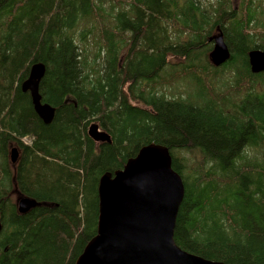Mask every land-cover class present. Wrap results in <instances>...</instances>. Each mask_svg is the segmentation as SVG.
Here are the masks:
<instances>
[{"label": "trees", "instance_id": "1", "mask_svg": "<svg viewBox=\"0 0 264 264\" xmlns=\"http://www.w3.org/2000/svg\"><path fill=\"white\" fill-rule=\"evenodd\" d=\"M219 33L230 56L215 67ZM255 49L264 0H0V264H75L97 232L100 178L149 144L168 149L184 186L175 244L264 264ZM34 63L45 67L41 101L55 108L48 125L20 89ZM91 124L110 144L88 137ZM18 198L39 206L20 214Z\"/></svg>", "mask_w": 264, "mask_h": 264}, {"label": "water", "instance_id": "2", "mask_svg": "<svg viewBox=\"0 0 264 264\" xmlns=\"http://www.w3.org/2000/svg\"><path fill=\"white\" fill-rule=\"evenodd\" d=\"M210 41V61L219 67L229 60V50L220 33ZM247 57L251 73H264V51L251 50ZM44 74V65L34 63L20 89L29 94L36 116L48 125L55 108L41 101ZM87 135L94 142H111L97 124L88 127ZM17 159L18 151L12 148L11 163ZM183 198L184 186L172 169L168 149L158 144L142 147L123 169L100 178L97 232L75 264H226L187 253L175 244L173 232ZM16 204L20 214L39 206L29 198H18Z\"/></svg>", "mask_w": 264, "mask_h": 264}, {"label": "rangeland", "instance_id": "3", "mask_svg": "<svg viewBox=\"0 0 264 264\" xmlns=\"http://www.w3.org/2000/svg\"><path fill=\"white\" fill-rule=\"evenodd\" d=\"M181 89H184V90H188V92L190 93L191 91H193L192 89H189V88H186V87H182ZM181 91V90H180ZM182 92V91H181ZM24 142L25 143H28V140H26V139H24ZM13 148H15V147H13Z\"/></svg>", "mask_w": 264, "mask_h": 264}]
</instances>
